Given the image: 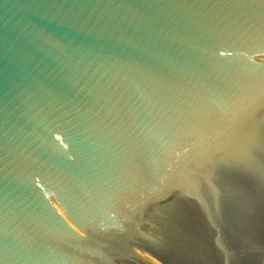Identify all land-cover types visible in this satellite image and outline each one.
<instances>
[{
	"label": "water",
	"instance_id": "obj_1",
	"mask_svg": "<svg viewBox=\"0 0 264 264\" xmlns=\"http://www.w3.org/2000/svg\"><path fill=\"white\" fill-rule=\"evenodd\" d=\"M0 264H264V0H0Z\"/></svg>",
	"mask_w": 264,
	"mask_h": 264
}]
</instances>
